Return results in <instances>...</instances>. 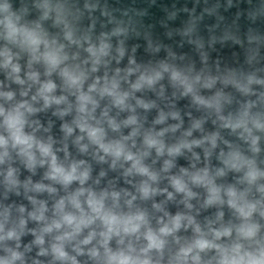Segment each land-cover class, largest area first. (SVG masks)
Masks as SVG:
<instances>
[{"label":"clouds","instance_id":"9594fccd","mask_svg":"<svg viewBox=\"0 0 264 264\" xmlns=\"http://www.w3.org/2000/svg\"><path fill=\"white\" fill-rule=\"evenodd\" d=\"M47 15L45 12V18ZM20 19L8 0L0 3V39L5 41L0 49V70L4 71L6 81L21 86V99L17 100V92L11 90L10 84L0 81V176L3 177L4 199L7 200L10 192L20 195L19 189L23 187L32 209L28 211L23 205L0 203V264H29V260L31 264H44L39 257H50L47 264H264V242L257 239L261 225L256 220L257 216L264 219V169L255 159L231 145L230 151H221L218 157L223 167L215 170H210L207 165L197 168L195 162L200 156L194 149L203 148L207 159L217 147L219 134L189 139L194 130H202L203 120H195L174 143L167 144L165 135L181 129L183 121L179 113L159 110L153 126L145 128L137 108L149 110L157 105L137 98L135 93L152 89L163 79L164 73H169L173 85L183 89L182 95L190 94L196 105L214 109L223 122L222 126L233 133L241 130L240 139L250 144V151L254 154L260 152V137L253 134V129L264 131V118L251 112L256 102L245 103L236 117L225 118L219 115L221 100L225 99L221 93L205 99L196 92V84L201 82L199 75L190 78L166 64H162L159 70H141L139 65L129 67L122 77L117 69L111 78H94L85 91L89 70L82 64L69 63L65 45L49 39L39 24L28 27L21 24ZM65 39L79 43L73 40L71 32L65 33ZM8 45L27 53L25 78L21 77L19 53L13 52ZM109 48L104 40L98 46L89 44L86 51L92 73L105 63L103 58L109 55ZM117 51L122 57L123 49ZM71 59L74 61L76 57ZM129 63L132 65L135 61ZM34 64L44 66L46 79L41 80L40 72L33 70ZM53 73L61 78V91L65 94H55L58 86L50 78ZM134 73H139L135 82H129L128 89L123 90L121 80L127 82ZM214 83V79L208 78L202 87L211 88ZM224 83H232L247 96L254 94L251 85L264 86V79L249 75L246 83L235 80H225ZM34 87L35 93L26 99ZM69 96L75 98L74 102ZM106 97L110 99V107H105L98 117L96 111L100 100ZM260 100L264 101V92L260 93ZM41 101L42 105L36 107ZM53 105L57 106L53 115L61 119L75 112L71 124L65 122L61 125L64 141L73 137L78 129L80 134L72 140L78 152L90 155L97 163H108L113 171L122 170L125 182L131 184L134 191L117 189L112 184L97 188L99 178L89 184L92 167L87 160L69 158L67 143L63 148H54L56 142L51 136L44 139L35 135L40 125L38 121L30 122L29 117ZM111 108L118 110L117 116L121 112L128 115L117 120L109 115ZM169 117L180 123L156 130L155 125L165 124ZM122 128L131 130L124 135ZM108 129L119 134L118 138H109ZM137 138H140L139 145ZM153 150L156 159L167 157L159 170L145 163ZM59 151H64V159L58 156ZM185 151L191 153L194 161L191 167H182L171 174L175 159L183 156ZM17 160L33 175L38 167L44 168L41 181L34 183L29 177L21 182L18 169L13 166ZM229 172L238 174L235 183L218 184L217 179ZM105 175L103 170L99 174L100 177ZM129 177L140 179L134 182ZM164 179L168 186L162 188L159 185ZM193 188L204 190L200 208L219 209L226 205L232 219L225 222L224 212L218 210L214 218L199 221V209H195L191 202L199 200V193ZM28 193H47L51 206L48 200ZM178 195L179 200L176 199ZM157 196H165V199L156 202L154 198ZM137 201H152L153 213ZM169 201L183 205L184 211L171 214L166 210ZM29 220L37 227L27 228ZM181 230H191V237L178 235ZM26 234H31L34 239L21 248V237ZM33 247L38 251L36 257L30 258L28 254ZM209 252L214 255L206 261L204 257ZM80 257L87 259L82 261Z\"/></svg>","mask_w":264,"mask_h":264},{"label":"water","instance_id":"95a60500","mask_svg":"<svg viewBox=\"0 0 264 264\" xmlns=\"http://www.w3.org/2000/svg\"><path fill=\"white\" fill-rule=\"evenodd\" d=\"M3 2L4 0H0V3ZM8 2L11 4L12 11L21 18V24L28 27H35L39 24L49 39H54L59 44L65 45V51L70 57L69 63L82 64L85 69L89 70V78L84 84L85 91L94 78L99 77L101 80L105 76L111 78L116 74L117 69L120 70L122 77L129 67L139 65L141 70H159L162 64H166L170 68L182 71L190 78L199 75L201 82L196 84V92L205 99L215 96L217 92L221 93L225 99L221 100L222 106L219 115L225 118L236 117L245 103L255 101L256 106L251 109L252 114L259 113L264 118V101L260 100V93L264 92V86L251 85L254 94L246 96L239 92L232 83H224L225 80L246 83L249 75L264 79V0H8ZM45 12L48 13L47 18L44 16ZM67 32H71L73 40L79 43H71L65 39ZM101 40L110 45L109 55L103 58L105 63H101L98 70L92 73L90 71L92 65L86 49L89 44L98 46ZM4 44L5 41L0 39V49ZM8 47L13 52L19 53L18 62L21 65V77L25 78L29 59L27 53L21 52L12 45H8ZM118 49H123L122 57L119 56ZM73 56L76 57L74 61L71 59ZM130 60L135 61V64L130 65ZM84 61L88 62L84 63ZM33 70L40 72L41 80L46 79L42 64H34ZM138 74L134 73L129 76L127 82L121 80V88L127 90L129 82H135ZM50 78L58 86L55 94H65L61 91V78L56 73H53ZM208 78L214 79L215 83L211 88L202 87L203 82ZM0 81L10 84L11 90L17 92V100L21 99L19 96L21 86L6 81L3 70H0ZM182 92V88L174 86L170 81L169 73H164L163 79L158 81L152 89L145 88L135 93L137 98L143 99L145 102H155L157 105L149 110L137 108L136 111L142 119L144 127L153 126V121L157 118L159 110L166 113L178 112L183 121L181 129L175 134L165 135V142L171 144L183 131L189 129L195 120H203L202 130H194L189 139H200L212 133H218L219 136L217 147L212 150V155L207 159H205L203 148L194 149L200 156V160L195 162L197 168H203L205 165L210 170L223 167L218 157L221 151L225 153L230 151L229 145H231L238 148L244 155L255 159L257 165L264 169V131L253 129V134L260 137L258 144L260 152L254 154L250 151V144L240 139L239 132L241 130L233 133L231 129L223 127V122L218 118L214 109L196 105L190 94L182 95ZM34 93L35 87L29 92L26 99H30ZM69 100L74 102L75 98L69 96ZM132 103L134 104L135 101ZM41 105L42 101L35 106L40 107ZM56 107L53 105L51 108L29 117L30 122H39L40 127L36 130L35 135L44 139L51 136L56 142L54 148H63V145L67 143L69 158L87 160L92 167V179L89 184L99 178L100 184L96 186L97 188L108 187L112 184L117 189L126 188L129 191H134L132 185L125 182V178L121 174L122 170L118 168L113 171L109 169L108 163H97L90 155L78 152L72 143L75 135L80 134L78 129L74 132L73 137L64 141L61 125L65 122L71 124L75 112L73 111L61 119L59 116L53 115ZM105 107H110V99L107 97L100 100V107L96 111L98 117ZM117 111V109L111 108L109 115L116 117L117 120L125 119L128 115L127 112H121L117 116ZM176 123H180V121L169 117L165 124L155 125V127L156 130H159ZM249 126L251 127V125ZM27 130L31 132L32 128ZM130 130V128H122L121 132L127 135ZM107 131L109 138H118L119 134L110 129ZM139 143L140 138H137V144L139 145ZM57 154L61 159H64V151H59ZM166 158L156 159L153 150L151 156L146 158L145 163L159 170ZM153 160H155L154 164ZM193 162L191 153L185 151L183 156L175 159V167L171 169V174L177 173L182 167L190 168ZM13 166L18 169V178L21 182L29 177L34 183L39 182L45 171L44 168L38 167L33 175L18 160L14 162ZM102 170L106 172L104 177L99 176ZM237 176L238 174L229 172L226 176L218 178L217 183H235ZM128 179L135 182L140 177H129ZM2 180L3 177L0 176V203L23 205L26 210L30 211L32 205L25 197L23 187L19 189L20 195L10 192L7 200L4 199ZM44 182L48 183V181ZM75 186L74 184L73 187ZM159 186L167 187V180H162ZM57 187L59 188V186ZM169 191H172L170 187ZM193 191L199 193V200L191 201L194 208L199 209L197 215L199 221L203 222L205 218H214L218 210L224 212L225 222L232 219L231 211L226 205L219 209L217 207L200 208L205 197L204 190L193 188ZM61 194H63L62 191ZM28 195H37L38 199L48 200L49 206H51L52 201L47 193H28ZM180 198L179 195L176 197L177 200ZM154 199L156 202H160L165 199V196H157ZM137 203L146 208L149 213H153L152 201H137ZM166 210L174 215L177 211H184V208L183 205L169 201L166 204ZM13 215L15 216L16 213L14 212ZM155 215L161 214L155 213ZM256 220L261 225L257 239L264 242V219L257 216ZM153 224H155V220H153ZM35 227H37L36 223L29 220L27 228ZM178 235L186 238L191 237V230H181ZM33 239L31 234L22 236L21 248ZM113 246H115V241H113ZM250 250H254V248ZM37 251L38 249L33 247L28 256L36 257ZM213 255L214 253L209 252L204 258L207 261ZM39 259L47 264L50 257H39ZM79 259L85 261L87 258L80 257ZM29 264H31L30 260Z\"/></svg>","mask_w":264,"mask_h":264}]
</instances>
